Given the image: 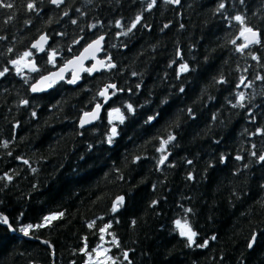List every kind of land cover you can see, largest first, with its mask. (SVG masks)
<instances>
[{"label": "trees", "instance_id": "1", "mask_svg": "<svg viewBox=\"0 0 264 264\" xmlns=\"http://www.w3.org/2000/svg\"><path fill=\"white\" fill-rule=\"evenodd\" d=\"M101 34L113 67L30 93ZM0 72V264H88L102 234L113 264H264V0H0Z\"/></svg>", "mask_w": 264, "mask_h": 264}, {"label": "water", "instance_id": "2", "mask_svg": "<svg viewBox=\"0 0 264 264\" xmlns=\"http://www.w3.org/2000/svg\"><path fill=\"white\" fill-rule=\"evenodd\" d=\"M51 4L57 5L63 0H60L59 3H53L52 0H50ZM252 29V28H251ZM258 34L259 33L257 30L252 29ZM41 37H44L45 39L42 41ZM101 37L103 39H101ZM105 35L101 34L98 35L97 37L93 38L90 40L87 44H85L81 50L64 61L61 65L58 67L45 72L41 75H39L34 81H32L29 85V91L32 94H39L42 92H47L49 91L56 83L61 82V81H66V83L75 86L79 84L81 81V75L87 71L90 76L98 73L99 71L105 69V68H110L109 65H113L112 62L110 61L111 57L110 55H107L105 57H101L100 54L102 52V47H103V40H104ZM240 37L243 41L242 45L239 47V49L245 48V45L249 46L253 43H249V41L252 39L251 34L247 33L244 31V29L240 33ZM257 37V38H258ZM99 40L100 43L97 44L96 41ZM38 47H33V45L38 44ZM49 42V37L46 34H40L32 43H31V49L35 50L36 54H40L45 50L46 45ZM246 46V47H247ZM89 65H87V63ZM25 69L27 70H37V66L35 63L34 59L28 60L25 63ZM109 85H114L115 87H108ZM36 89L33 91V89ZM116 88L115 83H107L106 85L102 86V88L99 91V97L102 99L100 103H96L90 110L83 112L79 119H78V126L81 129L82 127L89 126L91 124H94L95 122L98 121L100 118V115L102 113L103 108L108 104V102L111 99V92ZM105 89H107L105 95H100L101 92H105ZM97 105H99V109H97ZM85 113H95V118H92L91 115L86 116ZM82 120H88L89 122L81 126V121ZM12 230V228H11ZM22 235H24L22 233ZM25 236V235H24ZM28 238H32L30 235L26 236ZM254 237V236H253ZM253 237L250 240V242L253 241Z\"/></svg>", "mask_w": 264, "mask_h": 264}, {"label": "snow or ice", "instance_id": "3", "mask_svg": "<svg viewBox=\"0 0 264 264\" xmlns=\"http://www.w3.org/2000/svg\"><path fill=\"white\" fill-rule=\"evenodd\" d=\"M53 3H59L60 0H52ZM169 2H175V3H178L179 0H169ZM7 7H11V5H6ZM33 7V5L30 3L28 4V8L31 9ZM221 8L224 7L223 4L220 5ZM236 21L238 22H241L243 23V19L241 16H236L234 18ZM140 21V16H137L136 17V21L132 24V28H135L136 27V23H138ZM75 23V21H73ZM117 24L119 25V22H117ZM129 31H131V28H129ZM245 32L247 33H250L251 34V37L252 39L249 41V43H259V39L257 38L258 37V34L253 31L251 28H245L244 29ZM45 38L44 37H41V40L43 41ZM101 39H103L101 37ZM97 44L100 43L99 40L96 41ZM39 46V42L38 44L36 45H33V47H38ZM247 45H245L246 47ZM239 50V49H238ZM25 55H29V53H25ZM255 59V57H253ZM13 63H16V61H13ZM109 67H113V65H109ZM180 70L183 72V71H187V66L186 65H181V68ZM5 71H7V69H5ZM4 73L0 72V75H3ZM108 87H115L114 85H109ZM36 89L34 88L33 91H35ZM107 89H105V92H101L100 95H105ZM243 94L241 93L240 94V100L242 101L243 100ZM26 103V101H25ZM241 106H243L241 104ZM99 105H97V109H99ZM128 110L129 111H133V108L131 105H128ZM117 112H119V110H116ZM86 116H89L91 115L92 118H95V113H92V114H89V113H85ZM122 119V117H121ZM89 121L88 120H82L81 121V126H83L84 124L88 123ZM116 135V129L113 128L112 129V136L109 137V143H111V140H112V137ZM169 141L174 139V137H171L169 136ZM168 141H165L164 143H167ZM6 146V145H5ZM237 159H239V157H237ZM260 160L264 161V155L260 156L259 157ZM164 160L161 159L160 163H163ZM25 163H27V161H25ZM33 171H35V169H33ZM191 179V177H189ZM9 179H11V177H9ZM123 203V197H119L117 199V201H115L113 203V207H112V211L115 212L118 210V208L122 205ZM155 203V202H154ZM188 211H191L190 209ZM59 216H63V213H59ZM58 216L57 215H51V216H46L44 217V224H41V225H36V227H43L45 226L46 224H50L53 220L57 219ZM0 223H3L5 225H9V227H11V225L9 224V220H8V217L7 216H0ZM176 224H177V227L180 229V235L181 236H184L187 238L188 242H189V246H191L195 241H194V237L197 235V233L195 231L192 230V228L190 227V225H188L187 222H184L183 224L181 223V221H176ZM92 225L90 224L89 227H91ZM106 228L107 227H110V225H106L105 226ZM33 228V225H27V226H24L22 228H20L19 230L25 235V236H28L29 233H30V230ZM101 231H104V229H101ZM212 239H215V237H212ZM255 240V237H253V241ZM46 243V242H45ZM208 243V241H205L203 245H199L200 247H204L206 246ZM249 248H251L253 246L252 242L249 243ZM125 255V258H127V253L124 254Z\"/></svg>", "mask_w": 264, "mask_h": 264}, {"label": "rangeland", "instance_id": "4", "mask_svg": "<svg viewBox=\"0 0 264 264\" xmlns=\"http://www.w3.org/2000/svg\"><path fill=\"white\" fill-rule=\"evenodd\" d=\"M26 53H29V55H25V53L17 60V63L19 64L22 71L25 69V63L32 59V54L27 51ZM53 55V54H51ZM120 114L115 113V118H119ZM111 247V239L107 238L104 234L101 235V238L97 244V246L94 248L93 252L91 254H88V264H113V258L111 257L109 253V248Z\"/></svg>", "mask_w": 264, "mask_h": 264}, {"label": "flooded vegetation", "instance_id": "5", "mask_svg": "<svg viewBox=\"0 0 264 264\" xmlns=\"http://www.w3.org/2000/svg\"><path fill=\"white\" fill-rule=\"evenodd\" d=\"M101 56L104 57V56H107V55H101ZM89 63H90V62H88L87 65H89Z\"/></svg>", "mask_w": 264, "mask_h": 264}, {"label": "bare ground", "instance_id": "6", "mask_svg": "<svg viewBox=\"0 0 264 264\" xmlns=\"http://www.w3.org/2000/svg\"><path fill=\"white\" fill-rule=\"evenodd\" d=\"M46 48V47H45ZM95 75V74H94ZM82 76V75H81ZM43 93V92H42ZM253 244V243H252Z\"/></svg>", "mask_w": 264, "mask_h": 264}]
</instances>
